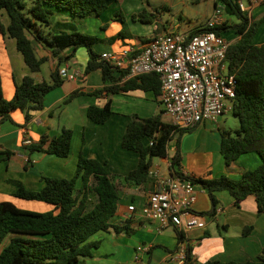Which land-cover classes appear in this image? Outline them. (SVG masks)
Here are the masks:
<instances>
[{
  "label": "crops",
  "instance_id": "obj_1",
  "mask_svg": "<svg viewBox=\"0 0 264 264\" xmlns=\"http://www.w3.org/2000/svg\"><path fill=\"white\" fill-rule=\"evenodd\" d=\"M203 2L212 5V9L206 20L198 26L188 25L183 28L182 23H165L158 4L151 3L150 0H113L102 14L90 15L84 19H77L68 11L54 9L50 29L54 33H70L76 29L80 33L96 36L99 42L93 49L101 57L103 53L120 52L130 47L141 49L165 33L185 35L203 29L216 7L222 6L220 0ZM248 2L244 14L251 22L261 21L264 17V0ZM143 11L154 17L151 22L133 19L134 15ZM224 19L231 24L239 21L235 22L228 16ZM0 23L5 28L10 24L5 10L0 11ZM42 29L46 33L49 31L48 28ZM221 35L230 44L240 39V35L234 30ZM30 38L36 57L46 59L38 71H33L26 63L16 39L7 32L3 34L0 31V71L7 100L14 98L16 86L22 84L26 77L40 84L50 81L52 72L58 68H67L70 73H78L79 77L75 81L63 79V83L46 96L44 109L31 112L32 118L29 121L26 120V109H16L12 112L11 120L0 123V203L10 201L21 209L37 212L53 210V205L20 199L14 193L20 184L32 191L41 190L45 186L44 177L72 178L77 170L79 156L83 153L89 159L107 164L120 195L118 209L111 222L120 226L129 223V228L133 230L131 235L117 233L112 228L92 235L89 241L97 242L99 246L93 249V257L88 258L86 264H180L176 253L183 244L191 251L192 264H203L208 260L245 262L257 260L262 255L264 214H258L254 196H249L237 205L230 193L218 192L217 214L215 217L206 216L205 229L187 232L183 234V238L174 227L158 233L155 223L144 218L141 213L149 195L155 190L154 180L149 177L143 184L126 180V176L138 167L140 156L124 148L123 139L129 124L136 117L147 119L163 111V121L172 124L171 117L165 113L161 104L160 95L141 89L94 95L96 90L106 85L123 86L131 78L120 79L121 73L114 72V79L106 83L101 69L85 72L90 61L86 47H80L75 52L73 48H66L60 53L63 58L60 64L59 58L53 56L46 43L32 35ZM252 43L264 45V20L261 21ZM74 93L77 94L70 99ZM109 101L112 116L107 122L99 124L88 117L90 106L103 107ZM224 122L225 116L217 125L204 122L182 135L179 143L182 156L179 169L183 175L207 179L227 176L237 180L246 170L255 169L262 163L260 156L251 152L241 155L229 166L225 164L221 143L223 133L228 130L224 128ZM63 129L73 131L68 157L29 151L30 142L39 141L43 135L50 138L58 136ZM177 138L175 136L169 142L167 157L152 160L151 168L158 169L162 176L171 174V159L177 152ZM81 184L82 179H79L77 187ZM196 193L198 199L195 211H209L211 201L208 193L198 184ZM92 196L93 194L90 201ZM130 207H134V210ZM246 227H251V230L244 235ZM142 245L148 246L149 251L138 255L137 248Z\"/></svg>",
  "mask_w": 264,
  "mask_h": 264
},
{
  "label": "trees",
  "instance_id": "obj_2",
  "mask_svg": "<svg viewBox=\"0 0 264 264\" xmlns=\"http://www.w3.org/2000/svg\"><path fill=\"white\" fill-rule=\"evenodd\" d=\"M113 0H0V11L5 10L10 24L5 28L0 23V31L6 32L17 41L18 49L24 55L26 63L33 71L40 70L46 59H38L35 55L32 35L51 49L54 57L61 62L60 53L66 48L74 52L86 47L90 61L86 73L101 69L104 81H111L114 72H120L101 60L93 46L99 42L96 36L87 35L73 29L70 33H54L50 29L54 9L68 11L77 19L90 15H100L108 9ZM224 11L239 20L231 24L225 21L215 29H199L192 32L191 37L203 32L213 31L222 34L234 30L240 39L231 44L228 52L229 72L237 81L234 115L239 119L240 127L223 133L221 154L226 165L233 164L241 155L254 152L262 163L255 169L246 170L240 179L227 176L218 178L191 177L208 193L211 209L201 213L215 217L219 199L217 193L227 191L235 199L237 205L249 196H254L259 215L264 214V45H254L252 39L261 21L251 22L239 8L237 0H220ZM217 6V3H216ZM149 16V17H148ZM152 15L143 11L133 16L134 20L145 23L152 21ZM48 28L46 33L42 28ZM30 34V35H29ZM59 69L51 74V80L40 84L26 77L22 84L16 86L15 96L7 100L2 87L0 71V123L12 119L16 109L27 110L26 120L32 118L31 112L42 111L46 96L63 83ZM125 76L121 73L120 79ZM132 89L153 91L161 94V81L157 74H148L139 78H131L123 86H104L96 90L94 95L102 93L126 92ZM77 93H74L72 99ZM112 116L110 101L103 107L90 106L88 117L102 124ZM190 129L177 130L172 124L163 121V111L147 118L138 117L129 124L123 139L124 148L139 154L138 167L127 176V181L143 184L149 179V170L153 158L168 156L169 142L177 138V152L171 159V174L183 175L179 169L182 156L180 138ZM73 131L63 129L54 137L43 135L39 141L30 142V152H45L66 158L71 153ZM153 139V145L150 141ZM146 140L148 142L146 143ZM79 179L82 184L77 187ZM45 186L39 191H32L19 185L14 196L24 200L40 201L53 205L48 212H37L17 207L10 201L0 203V264H86L93 257V249L99 246L90 242L92 235L100 231L114 229L117 233L131 235L133 230L129 223L115 225L111 219L115 216L120 195L114 176L107 167L95 159L80 154L75 175L70 178L44 177ZM95 195L97 202L90 206V196ZM251 227H246L247 235ZM183 238V234L180 233ZM9 239L7 244H4ZM191 251L188 249L184 264H192ZM203 264H264V250L257 260L245 262H223L208 260Z\"/></svg>",
  "mask_w": 264,
  "mask_h": 264
},
{
  "label": "built area",
  "instance_id": "obj_3",
  "mask_svg": "<svg viewBox=\"0 0 264 264\" xmlns=\"http://www.w3.org/2000/svg\"><path fill=\"white\" fill-rule=\"evenodd\" d=\"M240 10L247 11L242 0ZM223 6L216 7L203 29H215L225 22ZM230 42L213 31L191 34L165 33L143 48L130 47L120 52H106L101 60L125 73L123 78H139L157 74L161 81L160 100L165 113L171 117L175 129H190L204 122L219 124L226 114L234 113L237 81L229 72L227 52ZM64 80L75 81L78 73L59 69ZM153 139L150 145H153ZM29 144V142H26ZM155 190L142 207L144 218L156 225L162 233L169 227L185 234L207 227V218L195 211L196 186L191 176L168 174L158 169L149 170ZM134 210V207H130ZM146 245L137 248V254L148 252ZM188 248L182 245L176 253L180 264L187 258Z\"/></svg>",
  "mask_w": 264,
  "mask_h": 264
},
{
  "label": "rangeland",
  "instance_id": "obj_4",
  "mask_svg": "<svg viewBox=\"0 0 264 264\" xmlns=\"http://www.w3.org/2000/svg\"><path fill=\"white\" fill-rule=\"evenodd\" d=\"M150 2L158 4V10L165 23H182L183 28H186L188 25H201L212 9V5L206 4L203 0H150ZM200 2L202 4H199ZM244 4L248 6V0H244ZM165 6H168V9H165ZM226 16L235 22L238 21L236 16L225 15L224 17L226 18ZM223 126L226 130L234 132L240 127L239 119L233 113L226 114ZM96 198V196H92L90 206L95 203Z\"/></svg>",
  "mask_w": 264,
  "mask_h": 264
}]
</instances>
